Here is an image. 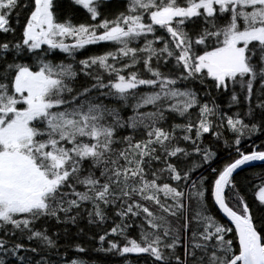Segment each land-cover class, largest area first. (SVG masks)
<instances>
[{"label":"snow or ice","instance_id":"obj_1","mask_svg":"<svg viewBox=\"0 0 264 264\" xmlns=\"http://www.w3.org/2000/svg\"><path fill=\"white\" fill-rule=\"evenodd\" d=\"M0 264H264V0H0Z\"/></svg>","mask_w":264,"mask_h":264}]
</instances>
